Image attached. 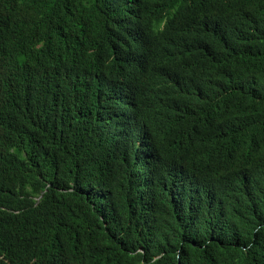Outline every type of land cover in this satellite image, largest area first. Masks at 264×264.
<instances>
[{"label": "trees", "instance_id": "obj_1", "mask_svg": "<svg viewBox=\"0 0 264 264\" xmlns=\"http://www.w3.org/2000/svg\"><path fill=\"white\" fill-rule=\"evenodd\" d=\"M0 264H264V0H0Z\"/></svg>", "mask_w": 264, "mask_h": 264}]
</instances>
